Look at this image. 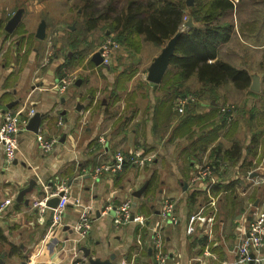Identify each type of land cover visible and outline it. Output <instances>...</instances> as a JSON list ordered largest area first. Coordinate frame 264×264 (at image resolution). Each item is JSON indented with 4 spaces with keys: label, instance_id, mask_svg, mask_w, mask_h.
<instances>
[{
    "label": "crops",
    "instance_id": "obj_1",
    "mask_svg": "<svg viewBox=\"0 0 264 264\" xmlns=\"http://www.w3.org/2000/svg\"><path fill=\"white\" fill-rule=\"evenodd\" d=\"M17 2L10 11L0 3V127L6 110L25 116L34 112L16 136L11 161L0 146V201L13 197L0 214V264H152L155 231H160L163 264L231 260L248 220L264 208V124L254 116L222 121L214 109L226 101L234 104L238 90L231 82L221 85L216 98L198 100L179 121L183 113L174 109L172 94H164L161 80L148 79L166 43L142 42L161 49L148 61L145 77L138 76L139 50L120 45L123 50L111 66L94 58L101 44L94 45L88 36L98 28L81 37L77 50L69 37L62 40L59 28L69 15L59 13L60 1ZM16 12L18 20L8 27ZM42 21L45 33L39 38ZM71 21L65 26L74 30ZM228 42L218 46V57L247 69L251 80L258 76L260 89L261 77L248 69V57L243 65L225 56ZM61 78L68 80L62 89ZM191 83L195 90L200 86L195 74L181 86L190 88ZM259 89L249 86L252 92ZM245 100L250 107V98ZM33 116L39 117L36 131L30 128ZM39 135L55 139L53 146L41 149ZM235 144L240 150L232 157L228 150ZM136 150L150 160L144 165L125 160L121 170L101 167L95 172L112 163L115 154L127 158ZM214 158L213 174L194 180L198 166ZM63 185L68 201L60 222L52 226L50 213L38 216L31 202ZM21 190L26 191L18 200ZM76 198L92 218L86 235L75 227L80 215ZM125 200L133 214L143 216L142 224H114V211L105 206L116 208ZM167 201L180 218L175 226L161 218ZM198 210L212 214L213 221L208 228L198 222L195 232L187 234L188 216ZM260 249L264 251V242Z\"/></svg>",
    "mask_w": 264,
    "mask_h": 264
},
{
    "label": "trees",
    "instance_id": "obj_2",
    "mask_svg": "<svg viewBox=\"0 0 264 264\" xmlns=\"http://www.w3.org/2000/svg\"><path fill=\"white\" fill-rule=\"evenodd\" d=\"M191 1L192 3H187L186 0H105L104 3H99L96 0H78L82 4L81 12H77L79 18L75 20L79 21V25L75 30L67 29L70 47L77 50L81 37L100 27L103 28L105 37L112 36L119 46L124 45L137 51L143 41L162 46L178 34L169 68L161 79V88L168 98L172 94V101L177 96L195 97V102L189 100L185 103L179 121L192 113L188 107L198 100L205 96L216 98V89L225 83L231 82L238 91L253 94L249 90V71L224 61L217 55L218 46L227 42L230 37L232 24L224 22L223 17L226 11L234 7L233 0ZM186 11L193 20V26L189 28L184 26ZM262 73L264 82V68ZM193 74L197 76L200 86L190 92V88H182L181 85ZM229 104L234 109L225 112L217 105L214 106L218 119L230 121L234 117L235 106L231 103L225 105ZM239 150L240 145L235 144L228 153L233 157Z\"/></svg>",
    "mask_w": 264,
    "mask_h": 264
},
{
    "label": "built area",
    "instance_id": "obj_3",
    "mask_svg": "<svg viewBox=\"0 0 264 264\" xmlns=\"http://www.w3.org/2000/svg\"><path fill=\"white\" fill-rule=\"evenodd\" d=\"M119 47V43L108 36L103 40L100 48L101 61L103 64L110 66L111 59L113 57L114 50ZM61 89L64 88L67 83V78H61ZM184 103V97L178 98L174 101V109L182 111V105ZM186 103V100H185ZM225 106V105H224ZM233 110L232 105H226L225 107L220 106L222 112ZM34 112V110H29L28 114H14L9 110L2 113L3 124L0 127V146L2 147L3 154L6 161H11L16 153V136L17 134L26 129L29 116ZM55 139L42 138L40 135L37 136V144L43 149L47 150L53 146ZM125 160L136 164L144 165L150 158L142 154V151L136 150L127 158L123 157L120 153L114 155V160L108 165H102L96 168L95 172H100L101 167L112 172L121 170ZM218 158H214L213 162H204L200 164L196 170L194 180L206 179L211 176L214 172L215 163ZM59 192H63L59 195ZM59 195V196H58ZM58 196V202L55 207H49L47 201L50 197ZM68 201V193L66 186H62L61 189L54 191L52 193H47L39 198L34 199L31 202V208L35 210L38 216L42 217L46 213H50L51 225L54 226L60 222L62 213ZM13 202L12 198H4L0 201V214L6 210ZM74 203L80 207L79 220L76 224V229L82 235H86L92 223V218L90 212L86 209L84 204L80 199L76 198ZM213 204V202H212ZM113 210V222L115 225L124 224L128 222L143 223V216L133 214L130 210V203L128 200L123 201L119 206L113 208L111 205L105 206V211ZM162 221L168 223L172 226L179 224L180 218L174 211L173 203L167 201L164 203L161 209ZM213 221V215L204 213L202 210H198L189 214L187 219V224L185 231L187 234H192L196 230V224L198 222L203 223L205 228H208ZM264 242V208L256 209L247 222L246 233L238 239L236 245L235 255L231 260H227L222 264H264V251L260 248ZM161 236L160 231H155L151 238V246L153 247V261L152 264H163L165 262V254L161 250ZM71 264H86L84 260H77Z\"/></svg>",
    "mask_w": 264,
    "mask_h": 264
},
{
    "label": "rangeland",
    "instance_id": "obj_4",
    "mask_svg": "<svg viewBox=\"0 0 264 264\" xmlns=\"http://www.w3.org/2000/svg\"><path fill=\"white\" fill-rule=\"evenodd\" d=\"M13 1L15 4L17 1L21 0H0V3L6 5L10 11L13 6ZM51 1H60L61 6L58 8L59 13H61L64 18L67 17V22H64L63 26L59 28L62 34L65 36L61 38L62 40H66L65 38L68 36L67 25L68 22L73 20L72 18H76V11H80V7L82 6L78 0H51ZM99 3H104L105 0H96ZM187 3H192L191 0H186ZM234 7L225 12L223 17L224 22H228L232 24V29L229 37V42L226 45L225 56L230 58L236 64H243V60L245 58H249L250 64L248 69L252 73H256L260 75V89L258 92H254V94H246L245 91H237L236 96L234 97V106L235 111L234 116L238 117H258L261 125L264 124V82H263V73L262 70L264 68V0H233ZM81 12V11H80ZM184 17V21L191 16V14L186 11ZM192 17V16H191ZM79 15L77 13V19ZM74 21V20H73ZM71 21V24L74 25V30L78 27L79 21ZM58 30V28H55ZM107 31V29H106ZM103 33V28L100 27L94 32H92L88 36V40H90L94 45H100L103 43V40L106 38ZM49 44H52V41H49ZM167 44V42H166ZM166 44L163 46L166 47ZM61 45H63V41H61ZM146 45V46H145ZM161 47L155 48L150 44H142L140 45L139 51V62L138 67V76L145 77V68L147 66L148 61H151L153 55H157L160 51ZM123 50L119 46L114 50L113 56L117 54L118 51ZM114 57H112L113 59ZM111 59V60H112ZM221 59V58H220ZM223 60V59H222ZM112 64V62H111ZM110 64V66H111ZM244 65V64H243ZM195 86V84H194ZM190 92L195 90L193 88V84H190ZM183 96H177L174 101L178 98H182ZM251 100L250 107L246 105L245 99ZM195 97L192 95L184 96V103L182 105V112L185 109V100L186 102L189 100H194ZM204 99H208L207 96ZM262 99V100H261ZM195 102V100H194ZM219 102H217L218 104ZM230 102L221 103L219 105L225 107V104ZM225 105V106H224ZM255 130V129H253Z\"/></svg>",
    "mask_w": 264,
    "mask_h": 264
},
{
    "label": "water",
    "instance_id": "obj_5",
    "mask_svg": "<svg viewBox=\"0 0 264 264\" xmlns=\"http://www.w3.org/2000/svg\"><path fill=\"white\" fill-rule=\"evenodd\" d=\"M18 17H19V12H16L14 14V16L9 20L7 26L8 27H11L18 20ZM184 26L187 27V28L193 26V20H192L191 17L187 18L184 21ZM44 33H45V22L42 21L39 24V26H38L37 34L36 35L39 38H43L44 37ZM177 37H178V34H176L175 36H173L172 38H170L167 41L166 47H164L162 49V51L159 53V55L155 58L154 62L152 63V65L149 68V74H148V79L149 80L154 81V82H160V80H161V78H162V76L164 74V71H165L167 65L169 64L170 57L174 53V50H175V41H176V38ZM100 51L101 50L97 51L95 53V55H94V58L97 61H100L101 60ZM250 88L253 89V90H258L259 89V78H258V76H256V75H253L252 76V80H251V83H250ZM38 120H39V117L38 116H33L29 120L30 128H32V130H34V131L37 130V128H35V126H36V124L38 125ZM31 122L34 123L33 124L34 127L33 126L31 127ZM26 127H28V125ZM25 191L26 190H21L19 192L18 198H17L18 200L21 199V197H22V195H23V193ZM62 193L63 192H59V195H61ZM58 196H53V197L49 198L48 201H47V205L49 207H55V205L57 204L58 199H59Z\"/></svg>",
    "mask_w": 264,
    "mask_h": 264
}]
</instances>
